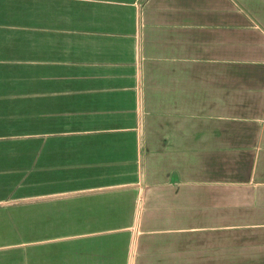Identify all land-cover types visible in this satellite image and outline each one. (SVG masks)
I'll use <instances>...</instances> for the list:
<instances>
[{
    "label": "crops",
    "instance_id": "crops-1",
    "mask_svg": "<svg viewBox=\"0 0 264 264\" xmlns=\"http://www.w3.org/2000/svg\"><path fill=\"white\" fill-rule=\"evenodd\" d=\"M41 244L264 264V0H0V264Z\"/></svg>",
    "mask_w": 264,
    "mask_h": 264
},
{
    "label": "rangeland",
    "instance_id": "rangeland-1",
    "mask_svg": "<svg viewBox=\"0 0 264 264\" xmlns=\"http://www.w3.org/2000/svg\"><path fill=\"white\" fill-rule=\"evenodd\" d=\"M36 186L37 191L47 190V176L44 175L42 177H36ZM36 203L39 204L36 207V224H35V238L36 240H44L47 239V236L57 233V231H47V224L45 221L47 220V197H38L36 199ZM44 220V222H43ZM57 227V226H51ZM36 264H47V247L43 244L36 245ZM44 255L46 257H44ZM44 260H46L44 262Z\"/></svg>",
    "mask_w": 264,
    "mask_h": 264
}]
</instances>
